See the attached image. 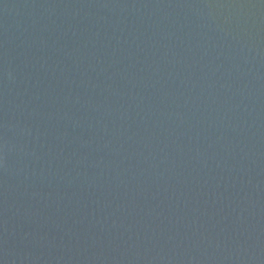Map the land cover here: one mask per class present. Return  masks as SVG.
I'll return each instance as SVG.
<instances>
[{
	"label": "water",
	"instance_id": "obj_1",
	"mask_svg": "<svg viewBox=\"0 0 264 264\" xmlns=\"http://www.w3.org/2000/svg\"><path fill=\"white\" fill-rule=\"evenodd\" d=\"M0 264H264V0H0Z\"/></svg>",
	"mask_w": 264,
	"mask_h": 264
}]
</instances>
